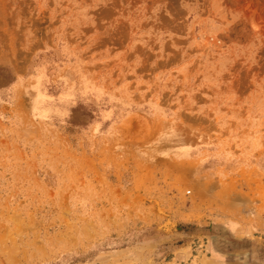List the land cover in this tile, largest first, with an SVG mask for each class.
<instances>
[{
	"label": "rangeland",
	"instance_id": "1",
	"mask_svg": "<svg viewBox=\"0 0 264 264\" xmlns=\"http://www.w3.org/2000/svg\"><path fill=\"white\" fill-rule=\"evenodd\" d=\"M0 264H264V0H0Z\"/></svg>",
	"mask_w": 264,
	"mask_h": 264
}]
</instances>
